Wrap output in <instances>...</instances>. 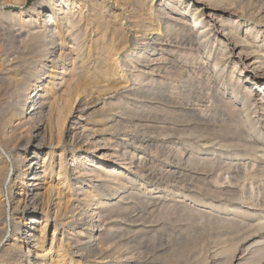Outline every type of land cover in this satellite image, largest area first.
Returning a JSON list of instances; mask_svg holds the SVG:
<instances>
[{
  "label": "bare ground",
  "instance_id": "bare-ground-1",
  "mask_svg": "<svg viewBox=\"0 0 264 264\" xmlns=\"http://www.w3.org/2000/svg\"><path fill=\"white\" fill-rule=\"evenodd\" d=\"M14 15L18 44L0 56L15 176L0 243L6 211L16 227L0 264H128L116 258L128 236L157 233L153 214L178 194L264 182V165L240 161L264 159V0H47ZM82 140L92 168L60 149ZM8 169L0 158V184ZM241 214L242 229L264 230L263 212ZM251 250L237 264L264 258Z\"/></svg>",
  "mask_w": 264,
  "mask_h": 264
},
{
  "label": "rangeland",
  "instance_id": "rangeland-1",
  "mask_svg": "<svg viewBox=\"0 0 264 264\" xmlns=\"http://www.w3.org/2000/svg\"><path fill=\"white\" fill-rule=\"evenodd\" d=\"M45 1L47 0H0V56L7 49H12L18 44V30L21 29V20L14 14L21 12L22 17L25 18L34 14L38 10L39 4ZM73 1H85L87 5L91 2V0ZM5 46L6 49H4ZM259 97L261 96L256 91L253 96L254 101L260 102ZM94 118L93 120H98L97 117ZM123 133L121 131L118 134L123 135ZM122 135L119 137L121 138ZM140 137L133 138L134 142L138 141ZM89 141L82 140L76 146L64 141L60 149L64 150L67 162H70L73 154L82 163V166L92 168L91 166H94L96 161L91 162L90 159L95 158L96 160L98 155L97 157L92 155L93 149L89 151L91 148ZM12 155L13 151L10 148L4 146L0 148V158L10 170L3 175L5 181L0 184V200L2 199L3 203L10 198L14 189L15 176L11 171L12 167L14 168ZM259 155V153L256 154L258 160L254 156L248 155L242 157L240 161L247 164L264 165V159L260 158ZM154 156L148 153L147 162H150L154 169H159L161 168L159 164L161 161L159 157ZM7 191L8 194H6ZM183 195H190L189 197L192 198L182 199V195L178 194L177 201H184L181 203L183 206L176 207L171 214L166 216L162 215L164 212L153 214V220L157 219L158 224L162 226H159L160 230L158 229L157 233H138V236H134L136 233L130 234L127 242H124L122 250L116 254V258L126 252L125 257L129 258L128 264H228L231 258L237 264L240 256L244 255L247 258L248 252L254 251L251 249H254L255 246L260 248L264 245V230L259 231L260 229L257 228L246 230L242 229L240 225L242 221H249L248 216H242V211L247 210L249 215L254 212L264 213V182L253 186L248 185L243 190L240 188L191 189L190 191H183ZM184 204L188 207L183 208ZM74 214H78V211H75ZM82 217L84 219L85 216ZM9 219L11 218L6 211L2 217V223L7 234L2 238L0 247L5 244V241L10 240L16 227ZM15 222L17 221L15 220ZM249 230L251 233L248 232ZM248 233L252 239H250L249 245H245L244 239ZM257 235L263 238L254 237ZM256 241L263 242L259 245L252 244ZM247 245L252 248H248ZM243 251L244 253L241 254L240 252ZM253 264H264V258L255 261Z\"/></svg>",
  "mask_w": 264,
  "mask_h": 264
}]
</instances>
